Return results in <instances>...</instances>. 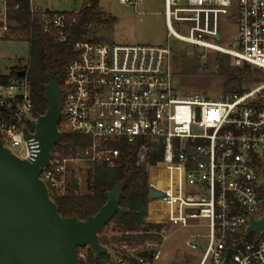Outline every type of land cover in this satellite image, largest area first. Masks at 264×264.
<instances>
[{
	"label": "built area",
	"instance_id": "built-area-1",
	"mask_svg": "<svg viewBox=\"0 0 264 264\" xmlns=\"http://www.w3.org/2000/svg\"><path fill=\"white\" fill-rule=\"evenodd\" d=\"M168 39L233 57L236 66L264 71V0H164ZM16 0H0V42H27L28 33L9 18L18 11ZM137 5L138 0H119ZM184 2V3H183ZM178 12L194 22L193 33L178 35ZM30 22L55 42L68 40L70 18L66 12L37 8L29 0ZM201 14H205L202 16ZM234 18L237 33L229 47L221 41L218 18ZM184 18L182 21H184ZM186 20V21H187ZM204 22V27L199 24ZM175 31L173 30V28ZM209 26L211 29H209ZM218 36V39H216ZM211 40V41H210ZM76 57L66 66L62 92L60 132L80 140L70 153L55 150L50 165L41 172L51 198L67 194L65 173L69 162L94 167L120 166L123 149L140 144L137 164L146 163L149 143L164 145L159 163L179 172L174 190L164 193L168 214L163 226H198L205 233L191 234L186 246L203 251L200 264H264V232L247 233L250 219L264 215V82L242 94L211 100L200 92H185L175 84L170 41L163 46L119 45L83 40L73 46ZM28 65L22 77L0 81V139L12 152L30 160L37 148L34 107ZM195 188V195L185 193ZM168 229L160 232L162 242ZM161 242V244H162ZM160 244V245H161ZM155 243L147 245L149 258L138 264H157L161 254ZM85 249L86 251L84 252ZM88 248H79L80 260ZM115 264H135L119 259Z\"/></svg>",
	"mask_w": 264,
	"mask_h": 264
},
{
	"label": "trees",
	"instance_id": "trees-1",
	"mask_svg": "<svg viewBox=\"0 0 264 264\" xmlns=\"http://www.w3.org/2000/svg\"><path fill=\"white\" fill-rule=\"evenodd\" d=\"M86 1V6L78 13H67L70 18L69 35L67 42L63 44L55 42L53 38L43 34L38 26L30 22L29 0H16V2L11 3V7L14 3L20 4V9L18 11L10 9L9 18L18 23L20 30L28 33L26 37L30 41L28 78L31 82L34 116L36 118L44 115L48 108L44 90L48 83V76L53 74L62 84L67 64L76 57L74 44L83 40L96 41L89 38L91 27L105 22L103 13L99 10V0ZM251 69L249 65L230 69L220 62L218 72L225 79V94L246 92L242 86V71L248 73L251 72ZM15 70H19V68H15L9 76L0 75V81L4 82L11 77H17L20 71ZM254 72L256 73V71ZM79 140L80 137L77 135L62 132L55 151L67 155ZM139 150V143L124 147L120 166L116 168L95 167L94 176L89 183V193L81 195L78 183L73 180L67 186L66 195L53 197L62 216L76 215L80 220H86L95 215L106 203L108 192L120 183L125 184L119 204L121 208L128 209L129 212L123 216L116 214L100 234L101 244L108 247L110 253L101 255L97 260H94L92 252L88 249L87 259H81L80 264H115L119 259L138 264L139 258H149V252L146 250L148 244H161L160 232L167 226L146 222L148 204L151 202L147 168L155 167L164 161V145L162 143H149L147 160L142 165L137 164ZM162 172L163 174L175 175L178 171L164 165ZM159 176L164 182H167L166 185L169 188L175 184L176 179L166 180L161 175ZM154 179L153 177L152 180L154 181ZM150 182L152 184V181ZM162 201L157 200L154 203L163 207ZM158 211L156 206L154 213L157 214ZM158 216H164V214Z\"/></svg>",
	"mask_w": 264,
	"mask_h": 264
},
{
	"label": "rangeland",
	"instance_id": "rangeland-1",
	"mask_svg": "<svg viewBox=\"0 0 264 264\" xmlns=\"http://www.w3.org/2000/svg\"><path fill=\"white\" fill-rule=\"evenodd\" d=\"M36 7L59 12H79L86 6V0H34ZM232 12H236V0H233ZM184 3V2H183ZM99 10L103 13V24L91 27L90 39L97 42L119 45H149L163 46L170 41L172 54V69L175 84L185 92H200L206 94L211 100L224 99L227 95L224 92L225 79L218 72L220 62L224 66L234 69L242 68L236 66L234 59L230 55H224L211 50H206L181 42L173 37L168 39V30L165 23V1L164 0H138L137 5L121 4L119 0H99ZM204 16L205 14H201ZM176 22L178 33L184 36L193 33L194 22L185 19L183 14L178 12ZM184 18V21H182ZM187 20V21H186ZM202 21V20H201ZM218 28L221 41L212 42L229 47L232 39L237 33V26L234 18H218ZM199 28L206 30L204 22L199 24ZM209 29L210 26H209ZM211 41V40H210ZM30 46L27 42H0V75L9 76L15 68H20L29 64ZM251 72L242 71L243 88L249 91L264 82V71L251 67ZM256 71V73L254 72ZM61 123H59L60 127ZM13 153L21 156L24 149L13 148ZM158 166V167H157ZM148 167V182L160 190H167L162 178L176 179L179 182V172L175 175L171 173L163 174V166L157 165ZM65 173V182L71 183L73 180L79 185V193L85 195L89 193V183L94 176V166L88 163L69 162ZM167 167V166H166ZM158 176V177H157ZM153 177L154 181L152 180ZM171 187V192L174 186ZM195 195V188L187 187L186 192ZM157 200H151L156 202ZM163 207L156 205L159 211L157 215L168 214L166 201L163 200ZM149 207V204H148ZM162 208V209H161ZM153 221V220H150ZM150 221H147L149 223ZM156 222V221H155ZM198 226L183 228L178 225H168V234L162 244L157 247L161 254L157 264H200L203 251H192L186 246V239L195 233H205L202 221H196ZM84 252L86 251L83 249ZM205 264H213L212 260H207Z\"/></svg>",
	"mask_w": 264,
	"mask_h": 264
},
{
	"label": "water",
	"instance_id": "water-1",
	"mask_svg": "<svg viewBox=\"0 0 264 264\" xmlns=\"http://www.w3.org/2000/svg\"><path fill=\"white\" fill-rule=\"evenodd\" d=\"M23 75V71L17 74ZM44 90L47 111L32 122L34 134L24 130L26 139L34 137L37 142L33 157L20 158L0 139V264H80L79 248H88L97 260L110 253L100 242L105 226L116 214L123 216L129 212L119 204L125 186L120 183L107 193L101 209L86 220L59 213L40 177L50 165L52 152L62 135L59 130L62 92L53 74L48 76ZM162 198L163 192L151 189V200ZM251 232H264V215L259 220L250 219L247 233ZM154 251H150V256Z\"/></svg>",
	"mask_w": 264,
	"mask_h": 264
},
{
	"label": "crops",
	"instance_id": "crops-1",
	"mask_svg": "<svg viewBox=\"0 0 264 264\" xmlns=\"http://www.w3.org/2000/svg\"><path fill=\"white\" fill-rule=\"evenodd\" d=\"M32 2L36 6L35 1L32 0ZM72 13H78V12H72ZM155 207H156V204L154 202H150L149 203L148 215H147V218H146L147 221L154 220L156 222H160V221H162L165 218V215L164 216H158L157 214L154 213V208Z\"/></svg>",
	"mask_w": 264,
	"mask_h": 264
},
{
	"label": "bare ground",
	"instance_id": "bare-ground-1",
	"mask_svg": "<svg viewBox=\"0 0 264 264\" xmlns=\"http://www.w3.org/2000/svg\"><path fill=\"white\" fill-rule=\"evenodd\" d=\"M172 28H173V26H172ZM173 30L175 31V29L173 28ZM176 34H178V35H180L178 32H176ZM181 36V35H180Z\"/></svg>",
	"mask_w": 264,
	"mask_h": 264
}]
</instances>
